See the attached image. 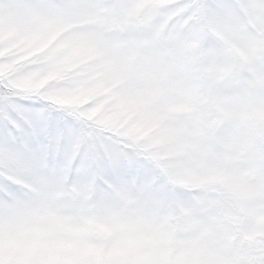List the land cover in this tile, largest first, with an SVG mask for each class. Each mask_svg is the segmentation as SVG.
Returning a JSON list of instances; mask_svg holds the SVG:
<instances>
[{
	"label": "clouds",
	"instance_id": "9594fccd",
	"mask_svg": "<svg viewBox=\"0 0 264 264\" xmlns=\"http://www.w3.org/2000/svg\"><path fill=\"white\" fill-rule=\"evenodd\" d=\"M111 32L0 20V56L24 84L86 108L171 169L169 192L42 166L0 199V264H264V41L146 35L158 0H114ZM0 0V13L12 11ZM71 84L57 91L54 85ZM212 127L207 158L194 152ZM176 193H196L178 196Z\"/></svg>",
	"mask_w": 264,
	"mask_h": 264
},
{
	"label": "snow or ice",
	"instance_id": "6c2138e0",
	"mask_svg": "<svg viewBox=\"0 0 264 264\" xmlns=\"http://www.w3.org/2000/svg\"><path fill=\"white\" fill-rule=\"evenodd\" d=\"M122 6L114 0H12V11L0 13V20L13 27L45 22L75 26L76 21L87 18L104 34L112 31L113 15ZM161 26L169 37H203L210 46L224 36L242 44L264 41V0H158L152 20L132 27L151 35ZM10 63V57L0 56V66ZM29 72L20 65L0 70V199L11 203L25 193L27 181L39 175L42 162L31 158L34 130L71 141L80 154L76 163L84 158L85 164L102 169L103 177L114 184L135 180L172 195L166 183L170 168L98 125L86 108L58 104L48 90L27 87L24 81ZM54 88L68 90L71 84L61 83ZM202 135L204 142L193 151L207 158L216 139L215 130L209 127Z\"/></svg>",
	"mask_w": 264,
	"mask_h": 264
},
{
	"label": "rangeland",
	"instance_id": "374dc122",
	"mask_svg": "<svg viewBox=\"0 0 264 264\" xmlns=\"http://www.w3.org/2000/svg\"><path fill=\"white\" fill-rule=\"evenodd\" d=\"M21 115L24 114L21 113ZM2 130V117H0V133H2ZM31 137L34 144L31 150V158L41 160V167L65 171L78 180H85L93 175L104 176L102 169L92 164H85L82 157L80 163H76L80 154L78 150H74L71 141L53 139L47 133L41 135L35 130L32 132ZM23 142L28 143V141ZM0 144H2V141H0ZM105 178L107 177L105 176Z\"/></svg>",
	"mask_w": 264,
	"mask_h": 264
}]
</instances>
